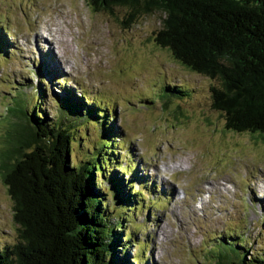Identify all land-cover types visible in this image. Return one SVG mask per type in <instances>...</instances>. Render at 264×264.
I'll list each match as a JSON object with an SVG mask.
<instances>
[{
    "label": "rangeland",
    "instance_id": "374dc122",
    "mask_svg": "<svg viewBox=\"0 0 264 264\" xmlns=\"http://www.w3.org/2000/svg\"><path fill=\"white\" fill-rule=\"evenodd\" d=\"M163 17L143 15L127 27L123 9L96 12L87 0H0V146L19 122L9 111L18 100L28 114L39 106L46 123L69 126L74 164L100 147L110 160L99 187L113 179L133 202L123 208L104 198L124 225L120 262L128 254L134 264H214L215 251L237 261L234 247L245 258L262 256L264 139L226 129L211 105L218 81L154 42ZM172 87L182 92L165 96ZM66 89L83 119L61 117ZM109 131L113 155L100 137ZM12 214L0 180V249L17 241Z\"/></svg>",
    "mask_w": 264,
    "mask_h": 264
},
{
    "label": "trees",
    "instance_id": "16d2710c",
    "mask_svg": "<svg viewBox=\"0 0 264 264\" xmlns=\"http://www.w3.org/2000/svg\"><path fill=\"white\" fill-rule=\"evenodd\" d=\"M87 2L96 12L123 9L127 27L140 16L162 13L154 42L188 71L218 81V87H211V105L224 116L227 130L264 139V0ZM1 37L0 51L6 46ZM174 89H164V95L182 92ZM64 93L61 117L83 119L81 107L71 104L75 95L68 89ZM39 94L45 95L41 87ZM15 102L18 106L9 111L19 122L2 136L0 180L12 201L18 238L0 249V264H134L128 254L118 260L117 232L124 225L119 215H108L104 198L111 196L123 208L132 199L123 198L113 179H107L108 187L98 185L97 178L105 179V162L110 159L98 147L83 164H74L69 126L46 123L39 106L28 114L26 105ZM92 110L85 109L84 114L103 119ZM112 135L109 131L100 137L103 148L113 155ZM234 249L237 261L215 251L214 264H264V255L245 258Z\"/></svg>",
    "mask_w": 264,
    "mask_h": 264
},
{
    "label": "bare ground",
    "instance_id": "6f19581e",
    "mask_svg": "<svg viewBox=\"0 0 264 264\" xmlns=\"http://www.w3.org/2000/svg\"><path fill=\"white\" fill-rule=\"evenodd\" d=\"M51 43V42H50ZM183 165L184 164H181V163H178V165H177V167L176 168H179V169H183ZM221 185V184H220ZM213 187V186H212ZM208 189V191L211 189V185H210V188H207ZM264 198V197H263ZM262 198V199H263ZM258 200H260V198H257ZM264 200V199H263Z\"/></svg>",
    "mask_w": 264,
    "mask_h": 264
}]
</instances>
